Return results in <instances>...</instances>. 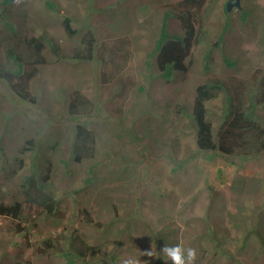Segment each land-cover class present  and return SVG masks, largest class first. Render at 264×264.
Segmentation results:
<instances>
[{"label":"rangeland","instance_id":"rangeland-1","mask_svg":"<svg viewBox=\"0 0 264 264\" xmlns=\"http://www.w3.org/2000/svg\"><path fill=\"white\" fill-rule=\"evenodd\" d=\"M2 1L0 14L7 11ZM175 1L50 0L48 8L44 0H14L13 7L32 17L50 41L44 43V63L32 64L34 102L0 79V202L11 203L27 177L48 171L58 204L46 217L0 215V264H123L130 258L135 264H171L161 249L175 245L196 249L194 264H263L264 246L253 233L245 244L239 242L246 225L264 230V157L231 164L200 152L176 103L188 106L195 86L206 79L232 76L252 85L264 79V0H240L241 8L229 12L227 0H206L204 36L192 51L193 65L183 78L166 82L157 75L152 54L163 14ZM242 10L249 12L245 21ZM64 18L75 33L67 34ZM5 19L0 18V29ZM89 36L91 58L72 57L84 51L82 39ZM74 91L89 104L71 114ZM222 106L221 96L209 102L215 120ZM77 124L95 140L94 155L80 163L71 152ZM27 140L33 146L22 154ZM83 207L102 222L100 228L86 221ZM221 214L225 254L198 234V218ZM19 221L29 237L65 236L58 239L60 251L40 254L43 244L28 245L26 233L16 232ZM75 230L101 247L94 261L69 250L65 241ZM190 233L202 238L199 247Z\"/></svg>","mask_w":264,"mask_h":264},{"label":"trees","instance_id":"trees-1","mask_svg":"<svg viewBox=\"0 0 264 264\" xmlns=\"http://www.w3.org/2000/svg\"><path fill=\"white\" fill-rule=\"evenodd\" d=\"M206 0H177L168 4L171 10L163 14L162 23L158 32L153 49L152 65L157 75L164 81H173L183 78L193 65L192 51L201 43L203 26L206 24ZM3 7L7 9L4 14H0L8 20L3 21L0 29V79L5 80L12 91L22 99L34 102L35 98L29 90L30 81L35 76V67L43 64L42 52L44 43L50 41L43 32L37 31L34 23L21 10L14 6V0H3ZM50 8V0H44ZM244 8V7H243ZM247 10H242L239 17L245 21ZM29 15V14H28ZM69 18L62 21L63 28L67 34L75 33L70 27ZM227 25V24H226ZM85 37V35H83ZM87 42L84 51L75 52L72 57L90 59L92 55L93 37L82 39ZM231 67L235 65V60L225 59ZM222 97L223 106L221 113L215 120V112L209 107V102ZM88 99L74 91L69 98L68 109L71 114H76L80 110H86ZM181 111V116L188 118L195 139V146L200 152H212L234 164L235 159L243 160L264 157V79H260L253 85L244 79H237L232 76L227 78H210L198 83L194 88V96L187 106L183 103H176ZM259 111L262 112L260 115ZM214 122L216 123L214 125ZM75 138L72 144L73 160L80 163L88 158H92L95 149L93 134L86 126L77 124L75 126ZM28 147L23 145L19 148L24 154L33 146V140H27ZM22 160H19L21 166ZM50 175L47 172L29 176L25 184L18 192L12 194L13 201L9 204L0 202V215L18 220L23 215L31 214L50 216L54 213L58 204V199L54 197L52 189L49 187ZM253 185L258 187L257 179H253ZM264 190V187H262ZM20 194V196H17ZM106 200V198H104ZM264 207V206H262ZM86 221L100 228L101 221H94L87 208H82ZM131 208L127 214L131 216ZM238 215V214H236ZM235 215V216H236ZM117 215L115 214V217ZM115 217L111 219L114 222ZM222 214L215 220L210 218H198L201 223L200 236L206 234L210 237V243L214 249L227 253L225 245L227 242L226 229L221 227ZM109 222V221H108ZM189 224L188 227H191ZM187 227V226H186ZM16 232L24 231L25 243L39 241L44 245V250L39 246L40 254L45 252L56 254L60 251L58 239L65 236L45 237L42 239L35 234L29 237V230L21 225V221L16 223ZM255 224L247 226L242 231L240 242L254 234L261 245L264 246V230ZM223 232L222 237L218 232ZM71 234L66 238L69 250L78 259L88 257L87 261H94L100 253L99 245L88 244L78 233ZM194 232V231H192ZM191 232V233H192ZM194 243L199 247L202 240L199 235L194 236ZM158 232H154L157 235ZM28 235V237H27ZM37 244V248L38 245ZM43 251V252H42ZM47 253V255H49ZM260 254V253H259ZM259 254L254 255V259ZM263 264H264V259ZM71 262L68 261L67 264ZM18 264V263H15ZM157 264V263H155ZM250 264H258L256 262Z\"/></svg>","mask_w":264,"mask_h":264},{"label":"clouds","instance_id":"clouds-1","mask_svg":"<svg viewBox=\"0 0 264 264\" xmlns=\"http://www.w3.org/2000/svg\"><path fill=\"white\" fill-rule=\"evenodd\" d=\"M161 251L171 261V264H194L196 259V249L194 248H182L180 245L165 246ZM147 254L151 256V252L146 250ZM123 264H135L133 259H127L123 261ZM149 264L151 262L149 261Z\"/></svg>","mask_w":264,"mask_h":264},{"label":"water","instance_id":"water-1","mask_svg":"<svg viewBox=\"0 0 264 264\" xmlns=\"http://www.w3.org/2000/svg\"><path fill=\"white\" fill-rule=\"evenodd\" d=\"M233 7L240 9V0H227L225 3V9L229 12Z\"/></svg>","mask_w":264,"mask_h":264}]
</instances>
